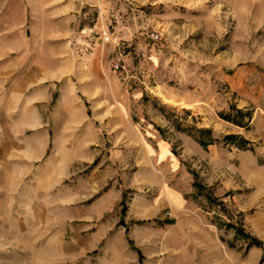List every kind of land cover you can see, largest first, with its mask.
<instances>
[{
    "label": "rangeland",
    "instance_id": "374dc122",
    "mask_svg": "<svg viewBox=\"0 0 264 264\" xmlns=\"http://www.w3.org/2000/svg\"><path fill=\"white\" fill-rule=\"evenodd\" d=\"M74 1L0 0V264H264V0Z\"/></svg>",
    "mask_w": 264,
    "mask_h": 264
},
{
    "label": "crops",
    "instance_id": "0c3cea01",
    "mask_svg": "<svg viewBox=\"0 0 264 264\" xmlns=\"http://www.w3.org/2000/svg\"><path fill=\"white\" fill-rule=\"evenodd\" d=\"M79 6L74 0H57V44L60 43V40L66 39L70 37V30L68 29V26L70 24V16L72 12L77 11ZM70 20V21H69ZM64 54V50L62 46L57 45V57L60 55ZM63 59L57 58V71L58 70H63L65 69L64 66H67L68 62H62ZM64 63V64H63ZM64 65V66H63ZM81 67H83L82 64H80ZM79 65L75 69H77V72L83 71L84 67L81 68ZM92 66V65H91ZM69 68V67H67ZM67 71V70H66ZM248 71V70H247ZM61 72V71H60ZM249 72V71H248ZM65 74V73H64ZM64 74H57V98H86L84 95L82 97H79L78 94L76 93V88H71L70 84L63 82V85L60 84L59 82L61 81L60 78ZM243 73L237 74L235 77L236 79L240 77H243ZM78 76H81V73H79ZM86 76V75H85ZM247 76V73L244 75V77ZM62 79V78H61ZM86 79H88V75L86 76ZM65 80V79H62ZM237 81V80H236ZM90 84V82L88 83ZM45 92L48 93V87L44 88ZM88 90V89H87ZM85 90V91H87ZM90 92V90H88ZM43 98H51L48 95H44ZM73 129V128H70ZM85 131H91V133H96L94 132V129L91 127H87ZM5 132V133H4ZM3 132V135L6 136L5 139L7 140L5 144L1 143L0 144V159L5 158V161L8 162L14 161L15 159H20L25 167L27 168H34L36 164H41L43 159L45 158L47 151L49 150V147L47 145L46 140L44 139V134L43 135H31V137L24 138L22 142L19 143L14 141V136L15 134L13 132H9L8 130H5ZM94 135V134H93ZM96 144L98 145V138L96 136H93L91 139H77V144L74 146L71 145L70 151L73 152L74 155L71 154L70 158L67 160H64L62 163L61 162V155L59 154L58 151L61 149L59 148V144L57 145V153L56 151L53 153V155L48 159L49 163L51 164L56 158L57 161L60 160L59 165H71L77 161H85L87 163H90L93 158H90L91 155H87L84 159H79L78 158V152L77 151H88L89 146ZM79 147V148H78ZM158 150H163V148H159ZM89 156V157H88ZM48 163H45V166H47ZM47 169V168H46Z\"/></svg>",
    "mask_w": 264,
    "mask_h": 264
},
{
    "label": "trees",
    "instance_id": "16d2710c",
    "mask_svg": "<svg viewBox=\"0 0 264 264\" xmlns=\"http://www.w3.org/2000/svg\"><path fill=\"white\" fill-rule=\"evenodd\" d=\"M235 138H236V136H229L227 139L234 140ZM242 143H245V142L242 141ZM201 145H203L202 142H201ZM193 186L195 188H199V189L202 187L197 181L194 182ZM226 227L227 228H231V229H235V231H237L239 233H242V229L241 228H235V226L232 225V224H228ZM251 240H252L253 244L256 243V245H257V241L255 239L251 238Z\"/></svg>",
    "mask_w": 264,
    "mask_h": 264
},
{
    "label": "built area",
    "instance_id": "2783aa9c",
    "mask_svg": "<svg viewBox=\"0 0 264 264\" xmlns=\"http://www.w3.org/2000/svg\"><path fill=\"white\" fill-rule=\"evenodd\" d=\"M153 39H154V40H158L159 37H158V36H154Z\"/></svg>",
    "mask_w": 264,
    "mask_h": 264
}]
</instances>
